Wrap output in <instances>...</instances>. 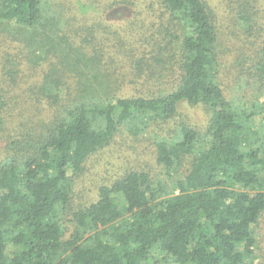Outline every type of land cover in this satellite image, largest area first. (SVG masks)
I'll return each instance as SVG.
<instances>
[{
	"label": "trees",
	"instance_id": "1",
	"mask_svg": "<svg viewBox=\"0 0 264 264\" xmlns=\"http://www.w3.org/2000/svg\"><path fill=\"white\" fill-rule=\"evenodd\" d=\"M71 1L0 0V264H264V38L235 47L247 107L221 79L234 50L209 0H96L90 21ZM222 4L260 36V0ZM183 102L209 117L155 138L162 175L130 169L73 207L90 157Z\"/></svg>",
	"mask_w": 264,
	"mask_h": 264
},
{
	"label": "rangeland",
	"instance_id": "2",
	"mask_svg": "<svg viewBox=\"0 0 264 264\" xmlns=\"http://www.w3.org/2000/svg\"><path fill=\"white\" fill-rule=\"evenodd\" d=\"M209 1L220 12V16H224V20L220 19L219 21L224 44L230 47L229 52L234 50L222 60L221 79L228 92L235 93L239 98V103L249 107L254 99L251 97L252 86L250 82H252V78L249 75L252 70L250 71V65L245 63L243 56L238 55L240 52L235 51V47L243 46L248 51H255L261 40L260 37L264 38V0H260V9L263 17L259 27L260 36H258V32L253 36L241 31L236 26L234 28L230 18L223 12V4L220 5L221 0ZM71 2H68V6L73 10L76 9L79 12L78 14L85 15V18L89 21L101 13V9L96 6V0H72ZM122 15V11H110L105 18L108 21L119 20ZM242 76L245 78L244 86L238 83L239 80L237 82V77ZM21 83L22 89L18 90L19 92L24 91L28 86L27 80H22ZM30 96L31 94L27 92L24 99H29ZM262 99L264 98L262 97ZM27 112H22L23 117L28 116ZM39 116L37 115V117ZM208 117V113L201 106H191L187 102H183L179 107L178 114L173 119L166 123L153 125L139 143L134 142L128 134H119L110 146L90 157L84 174L76 179L73 207H78L94 199L97 196V189L100 185L111 184L130 169H148L154 175H162V171L155 159L157 150L153 144L155 138L167 133L171 128L175 129L181 123L188 122L196 127L204 128ZM255 120L257 125L261 123V117L257 116ZM257 231L259 239L258 253L261 256V260L264 261V213L261 216Z\"/></svg>",
	"mask_w": 264,
	"mask_h": 264
}]
</instances>
